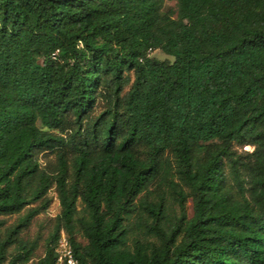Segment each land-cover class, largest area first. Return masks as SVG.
<instances>
[{"label":"trees","instance_id":"1","mask_svg":"<svg viewBox=\"0 0 264 264\" xmlns=\"http://www.w3.org/2000/svg\"><path fill=\"white\" fill-rule=\"evenodd\" d=\"M166 1L0 0V264H264V0Z\"/></svg>","mask_w":264,"mask_h":264},{"label":"rangeland","instance_id":"2","mask_svg":"<svg viewBox=\"0 0 264 264\" xmlns=\"http://www.w3.org/2000/svg\"><path fill=\"white\" fill-rule=\"evenodd\" d=\"M169 8L171 9L176 8L174 0H167L165 2L164 9H169ZM150 56L156 57L158 59H168L170 61L173 60L171 56L165 54L159 49L152 50L150 52ZM101 106H102V102H99L95 112L99 111L101 109ZM232 149L235 155L240 157V160L247 161L250 158L247 155V153L252 152L254 150V146L250 144H245V145L234 144L232 146ZM40 162L42 167H45L49 171L53 170L56 165L55 153L51 151L40 153ZM225 172L228 175V183L232 186L234 191H236V187L229 174L228 164L225 165ZM243 175L245 176L246 174ZM245 177L248 178V176ZM247 184L248 183H244L245 186H247ZM48 195L50 197V203L47 209L37 214L31 221L30 225L27 228H25L21 233V236L28 239H33L38 236V246L34 251L33 260H37L39 257H41L44 254L45 239L48 236V234L51 232L54 225V219L60 211L59 199L54 188H51L49 190ZM166 204H167V213L170 217H172L173 215H178L180 213L178 203L174 200L173 196L167 194ZM184 210L187 217H190L192 215L193 204L190 197H187L186 201L184 202ZM24 211L25 210H22L19 213L0 216V219H3L5 221L3 227L0 229V233H3L7 226L16 222L17 219L24 213ZM77 238L80 241L85 242V240L80 234H78Z\"/></svg>","mask_w":264,"mask_h":264},{"label":"built area","instance_id":"3","mask_svg":"<svg viewBox=\"0 0 264 264\" xmlns=\"http://www.w3.org/2000/svg\"><path fill=\"white\" fill-rule=\"evenodd\" d=\"M55 52L53 53V56ZM56 264H79V260L74 254L73 248L67 235L61 231L57 240L56 247Z\"/></svg>","mask_w":264,"mask_h":264}]
</instances>
